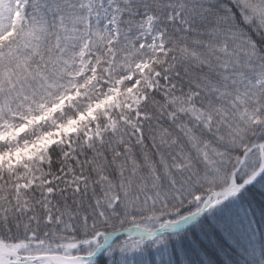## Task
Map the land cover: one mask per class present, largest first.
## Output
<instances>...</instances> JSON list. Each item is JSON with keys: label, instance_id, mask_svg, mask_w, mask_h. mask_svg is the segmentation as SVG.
I'll return each mask as SVG.
<instances>
[{"label": "snow or ice", "instance_id": "1", "mask_svg": "<svg viewBox=\"0 0 264 264\" xmlns=\"http://www.w3.org/2000/svg\"><path fill=\"white\" fill-rule=\"evenodd\" d=\"M0 264H264V0H0Z\"/></svg>", "mask_w": 264, "mask_h": 264}]
</instances>
